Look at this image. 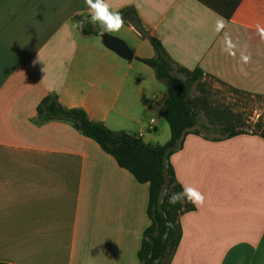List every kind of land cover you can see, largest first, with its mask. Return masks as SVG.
<instances>
[{"label":"crops","instance_id":"1","mask_svg":"<svg viewBox=\"0 0 264 264\" xmlns=\"http://www.w3.org/2000/svg\"><path fill=\"white\" fill-rule=\"evenodd\" d=\"M107 3L114 12L135 10L177 64L199 66L205 81L263 103L264 0H241L229 18L200 0ZM77 15H89L85 0H0V261L7 264H139L148 184L70 122L35 121L36 105L55 93L113 130L157 141L150 130L162 115L151 108L165 92L153 91V68L134 57L154 54L152 45L142 49L147 37L125 20L111 33L134 49L127 60L101 34L75 27ZM259 120L232 135L191 127L167 157L183 189L202 197L179 215L181 236L167 264H264ZM198 122L208 124L203 112Z\"/></svg>","mask_w":264,"mask_h":264},{"label":"trees","instance_id":"2","mask_svg":"<svg viewBox=\"0 0 264 264\" xmlns=\"http://www.w3.org/2000/svg\"><path fill=\"white\" fill-rule=\"evenodd\" d=\"M200 1L229 18L241 0ZM118 12L126 22L130 14L138 17L136 11L130 7ZM73 20L75 24L84 21L81 31L85 34L103 33L90 27L89 15H77ZM146 37L154 54L134 57L151 66L157 79L165 86L162 117L167 121L170 130L166 141H145L138 133L123 129L113 130L102 121L92 119L84 108L61 104L55 93L45 94L38 102L35 121L70 122L82 134L94 139L105 152L115 158L119 166L131 172L137 181L148 184L146 212L150 221L143 229L137 258L139 264H167L181 236L179 215L194 207L187 197L181 202L169 203L173 193L182 192L184 189L176 180L173 167L166 161L167 157L179 147L183 135L191 127H195V133H199L202 127L223 135H232L242 131V128H236L239 125V114L210 99L205 73L201 67L188 69L177 64L154 35L148 34ZM200 112L206 115L208 124H199ZM257 125L264 138V124ZM0 264L7 263L0 261Z\"/></svg>","mask_w":264,"mask_h":264},{"label":"rangeland","instance_id":"3","mask_svg":"<svg viewBox=\"0 0 264 264\" xmlns=\"http://www.w3.org/2000/svg\"><path fill=\"white\" fill-rule=\"evenodd\" d=\"M142 40V49L150 48L151 44L149 40L147 38H143ZM94 62V55H92L88 63L93 64ZM152 89L153 91H157L158 95H160V92H165L164 84L156 77L152 79ZM206 89L209 91L212 101L229 106L240 115L238 123L241 125L242 129L256 119H260V123L264 122V101L263 103L261 102V97L234 91L225 85L215 82L210 77H206ZM154 101L155 100H153V103ZM156 119L158 121V128L156 130L151 129L150 134L154 139H157V142L162 143L170 136L169 125L163 117H157Z\"/></svg>","mask_w":264,"mask_h":264},{"label":"clouds","instance_id":"4","mask_svg":"<svg viewBox=\"0 0 264 264\" xmlns=\"http://www.w3.org/2000/svg\"><path fill=\"white\" fill-rule=\"evenodd\" d=\"M88 7L90 20L88 22L96 24L99 23L103 31L112 33L117 32L123 26V17L120 12L111 11L107 0H85ZM75 27L81 30L84 27V21H78ZM245 61L247 57H244ZM185 197L191 202L201 201L200 194L191 187H186L182 192L173 193L169 198V203L175 204L181 202Z\"/></svg>","mask_w":264,"mask_h":264},{"label":"water","instance_id":"5","mask_svg":"<svg viewBox=\"0 0 264 264\" xmlns=\"http://www.w3.org/2000/svg\"><path fill=\"white\" fill-rule=\"evenodd\" d=\"M128 22L142 37H146L148 35V30L135 15H129ZM101 40L106 47L112 49L121 57L127 60H131L133 58L134 49L123 38L108 32H103L101 34ZM165 96L166 94H164V97ZM164 97L156 100L151 108V111L158 116H161L163 113V107H160V104L164 100Z\"/></svg>","mask_w":264,"mask_h":264},{"label":"built area","instance_id":"6","mask_svg":"<svg viewBox=\"0 0 264 264\" xmlns=\"http://www.w3.org/2000/svg\"><path fill=\"white\" fill-rule=\"evenodd\" d=\"M154 121H155V119H154V117H152V118L150 119V122H151V123H154ZM153 126H154V125L152 124L151 128H153Z\"/></svg>","mask_w":264,"mask_h":264}]
</instances>
